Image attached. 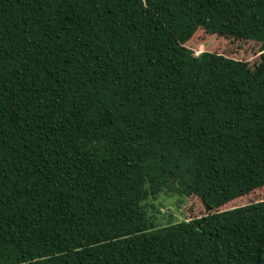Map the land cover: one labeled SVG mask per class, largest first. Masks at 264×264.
Returning a JSON list of instances; mask_svg holds the SVG:
<instances>
[{"label":"trees","instance_id":"16d2710c","mask_svg":"<svg viewBox=\"0 0 264 264\" xmlns=\"http://www.w3.org/2000/svg\"><path fill=\"white\" fill-rule=\"evenodd\" d=\"M263 186L264 0H0V264H264Z\"/></svg>","mask_w":264,"mask_h":264},{"label":"rangeland","instance_id":"374dc122","mask_svg":"<svg viewBox=\"0 0 264 264\" xmlns=\"http://www.w3.org/2000/svg\"><path fill=\"white\" fill-rule=\"evenodd\" d=\"M189 43L190 45L188 48L191 49V51H194V48L196 49V52L194 51L195 55H199L202 52L214 53L233 60L243 61L247 63L250 69L253 68V66L260 60V45L254 42L235 40L232 38H221L217 36L210 37L207 36L203 30H201L194 35ZM158 198V200L154 201V205L157 206L158 203H161L158 207L161 209L158 217L162 221H165L166 213H170L172 217L177 218V221H188L206 213L203 211L199 203H197L198 201L194 198L190 199V201H185V208L182 213H179V206L172 201L174 200L173 198L164 195L159 196ZM261 200H264V186L250 192L244 197L231 201L228 205L219 208L218 211L233 209L234 207ZM162 205L164 206L162 207Z\"/></svg>","mask_w":264,"mask_h":264}]
</instances>
